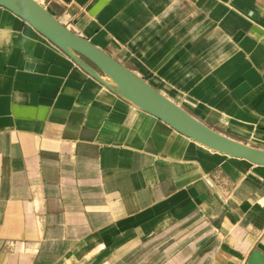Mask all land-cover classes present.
Segmentation results:
<instances>
[{"label": "crops", "instance_id": "crops-1", "mask_svg": "<svg viewBox=\"0 0 264 264\" xmlns=\"http://www.w3.org/2000/svg\"><path fill=\"white\" fill-rule=\"evenodd\" d=\"M38 1L264 149V0ZM254 250L264 165L180 133L0 6V264H247Z\"/></svg>", "mask_w": 264, "mask_h": 264}, {"label": "water", "instance_id": "water-1", "mask_svg": "<svg viewBox=\"0 0 264 264\" xmlns=\"http://www.w3.org/2000/svg\"><path fill=\"white\" fill-rule=\"evenodd\" d=\"M0 6L26 20L86 67L102 84L162 119L180 133L213 150L264 165V149L229 137L202 122L111 54L71 30L38 0H0ZM247 264H264V254L254 250Z\"/></svg>", "mask_w": 264, "mask_h": 264}]
</instances>
